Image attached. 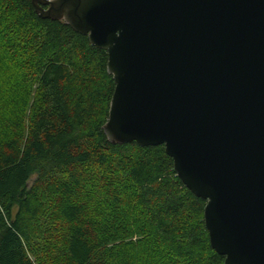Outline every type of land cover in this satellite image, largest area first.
<instances>
[{"label":"trees","instance_id":"1","mask_svg":"<svg viewBox=\"0 0 264 264\" xmlns=\"http://www.w3.org/2000/svg\"><path fill=\"white\" fill-rule=\"evenodd\" d=\"M12 46L26 74L0 100V264H224L164 146L108 142L107 52L31 0H0Z\"/></svg>","mask_w":264,"mask_h":264},{"label":"water","instance_id":"2","mask_svg":"<svg viewBox=\"0 0 264 264\" xmlns=\"http://www.w3.org/2000/svg\"><path fill=\"white\" fill-rule=\"evenodd\" d=\"M107 52L108 142L163 145L224 264H264V0H31Z\"/></svg>","mask_w":264,"mask_h":264},{"label":"rangeland","instance_id":"3","mask_svg":"<svg viewBox=\"0 0 264 264\" xmlns=\"http://www.w3.org/2000/svg\"><path fill=\"white\" fill-rule=\"evenodd\" d=\"M3 50H4V48L0 47V59L1 60L3 59V63H4V66L6 67V70H5V74H4L3 73L4 69L1 68L2 62L0 60L1 78L3 76L2 81L5 79L6 82H4V83L6 85H9V87H10V84H12V86L10 88H8L9 91H7L4 95L1 96L0 100L9 102L12 98V94H14V96H15V94L17 93V90L22 89V88L18 89V87L20 85L19 81L23 78V76H25L26 72L24 70V67L19 65L20 56L17 54V52H15L13 46L11 47V49H7L4 52H3ZM24 50L25 49L23 48V50H19V52L20 53L22 52V54H23ZM34 87H35V85H33L31 90L28 91L27 96L24 94L25 96L19 97L20 99L22 98V103L20 102L22 104L21 105L22 109L20 110V113H22V115H24V118L26 117V121L24 122V124H26V125H27V120H29V118H30V116H28L29 110L32 107L33 102H34ZM25 100L27 101L26 103H24ZM92 167H94V166H92ZM87 170H88V166H87Z\"/></svg>","mask_w":264,"mask_h":264}]
</instances>
